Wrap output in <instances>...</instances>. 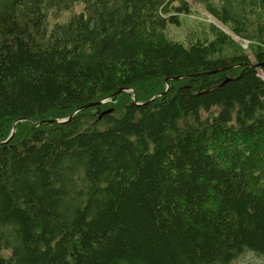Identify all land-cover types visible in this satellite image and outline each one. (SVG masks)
I'll list each match as a JSON object with an SVG mask.
<instances>
[{"label": "trees", "instance_id": "trees-1", "mask_svg": "<svg viewBox=\"0 0 264 264\" xmlns=\"http://www.w3.org/2000/svg\"><path fill=\"white\" fill-rule=\"evenodd\" d=\"M192 1L0 0V264L264 258V0Z\"/></svg>", "mask_w": 264, "mask_h": 264}, {"label": "rangeland", "instance_id": "rangeland-1", "mask_svg": "<svg viewBox=\"0 0 264 264\" xmlns=\"http://www.w3.org/2000/svg\"><path fill=\"white\" fill-rule=\"evenodd\" d=\"M187 1H189V3L191 4L192 12L190 13V15L188 17H182L181 18L182 23L184 25V28H182V29H174V28L170 29L169 30L170 36H173L174 38H177L179 40H183V39L189 40V39L193 38L192 36H190L189 31L193 30L194 28L198 29L199 28L198 22H202L204 24L213 23V24H216V25L222 27L221 24H219L213 17H211L209 15V13L205 10V8L202 4H197L192 0H187ZM262 75L263 74L261 73V76ZM128 93L132 95L133 101L136 102L135 90L134 91L130 90V91H128ZM112 103H113V101L111 99H103L101 101L100 105L112 104ZM62 120L63 119L57 120V121H62ZM14 127L12 128V131H11L13 133V134L11 133L12 136L16 132V129ZM233 264H264V258L256 256L253 253H246L241 258H239L237 261H235Z\"/></svg>", "mask_w": 264, "mask_h": 264}, {"label": "water", "instance_id": "water-1", "mask_svg": "<svg viewBox=\"0 0 264 264\" xmlns=\"http://www.w3.org/2000/svg\"><path fill=\"white\" fill-rule=\"evenodd\" d=\"M262 65V64H261ZM257 66H259V65H257ZM264 79V78H263ZM134 103H136L137 105H141L140 103H137V102H134ZM98 105H100L101 103H97ZM92 105H96V104H92ZM91 105V106H92ZM85 107H83V109H84ZM70 118H68V119H65V120H62V121H57V120H53V121H51V122H53V123H64V122H66L67 120H69ZM14 132V131H13ZM13 134V133H12ZM12 136V135H11ZM11 136L8 138V140L11 138ZM8 140H6L5 142H7Z\"/></svg>", "mask_w": 264, "mask_h": 264}]
</instances>
